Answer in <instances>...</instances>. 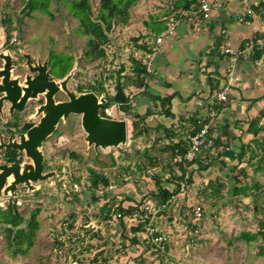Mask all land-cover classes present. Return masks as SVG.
<instances>
[{"label":"rangeland","instance_id":"obj_1","mask_svg":"<svg viewBox=\"0 0 264 264\" xmlns=\"http://www.w3.org/2000/svg\"><path fill=\"white\" fill-rule=\"evenodd\" d=\"M23 1L0 0V53L11 54L14 66L12 78L18 77L20 82H24L30 73L28 59L44 63L49 62L50 51L69 54L74 56V64L71 69L73 74L67 82L68 89L79 95L84 91H80L78 86H83L86 92H94L101 100L110 95L114 97L117 71L123 66L121 81L125 85L124 93L131 99L132 113L123 111L128 115L125 118L129 119L128 140L118 146L91 144L82 127V115L70 114L60 120L54 133L40 147L46 166L43 174L52 172V175L41 181L31 180L30 184H18L14 191L8 190L13 180V176L8 175L0 193V264H68L71 256L78 257L82 264H264L263 236L259 234L253 240L242 236L243 233L258 232V221L264 219V206L260 211H254L253 206L258 204L259 197L261 204L264 203V189L261 188L262 194H259L256 192L258 189L250 188L248 195L242 193L230 198L224 188H219L217 192L205 193L203 198L193 195L191 185L187 196L180 195L177 202L160 211L157 209L159 200L151 194L157 189L151 177L157 174L165 181L166 173L170 171L171 152L161 148L177 137L172 135L158 140L165 133L162 128L160 131L150 128L148 132L134 134L133 125L137 117L134 113L139 109L136 98L143 91L132 84L136 77L132 58L146 65L151 57L147 51L158 44V34L152 29L160 28L166 19L169 24L168 27L163 26L164 30L174 27L175 32L177 25L190 24L182 10L173 8L179 0H137L122 8L120 14L111 18V29L106 30L109 42L102 46L104 55L96 51L91 33L81 27L65 0H49L45 3L46 10L35 9L29 13L24 11ZM89 3L92 16L96 18L103 0H89ZM7 12L11 16L7 22V26L12 27L10 39L3 22ZM89 51L93 53L88 54ZM4 63L5 60L0 57V69L4 68ZM54 79L59 82L64 80ZM99 82L103 84L102 92L98 91ZM2 95L3 92L0 97ZM69 98L62 88L55 95L56 102ZM42 101L45 102L43 94L31 98L26 108L17 113L20 126L27 122L35 125L40 121L44 115L43 111L38 113ZM107 106L117 110L119 115L122 112L117 101H109ZM157 106L161 111L163 104L157 103ZM9 107L8 101H4L0 111V125L4 128L0 132V165L7 164L5 143L9 142L11 134L7 132L5 123L14 120L8 115ZM105 107L99 111L102 116L106 114ZM212 111L213 107L203 119L205 122L210 121ZM166 119L163 122L169 126L172 119ZM146 121L156 122H151L150 118ZM20 133H15L13 139L18 141ZM216 133L213 129L212 136ZM21 153L20 163L26 170V166L33 161L25 152ZM156 155L158 159L155 163L146 157ZM138 162L146 166L143 171L137 170ZM171 165L177 169L176 165ZM92 171L108 177L110 185L104 195L100 189L89 188ZM131 171L134 173L131 174ZM203 181L206 180L197 179L196 184ZM164 186L173 190L175 183H164ZM72 188L82 192L78 200L64 194ZM94 195L98 199H93ZM224 200L227 205L221 208ZM104 202L111 208L121 204L134 210L130 216L121 217L115 211L105 218L106 212L101 211ZM212 203L217 204L214 210L209 209ZM13 204L25 219L35 214L37 229L31 245L23 240L21 248L25 251H18L14 240L15 228L9 231L11 226L3 221V212ZM196 205L202 208L199 219H195L193 212ZM220 212L225 213L226 218L242 216L243 225L232 227ZM147 218L149 221L144 226L145 230L132 233L131 227ZM68 222H74L71 229H66ZM134 235L140 237L138 243L129 240ZM160 235V240L154 239Z\"/></svg>","mask_w":264,"mask_h":264},{"label":"crops","instance_id":"obj_2","mask_svg":"<svg viewBox=\"0 0 264 264\" xmlns=\"http://www.w3.org/2000/svg\"><path fill=\"white\" fill-rule=\"evenodd\" d=\"M262 1L218 0V7L198 29L188 23L177 25L175 32L163 37L162 43L155 45L158 49L154 54L152 48L146 50L153 54V72L147 78L146 90L142 88L144 92L136 100L139 114L156 109V114L148 117L151 122H156L146 121L148 124L155 127L162 125L163 131L171 127L174 132L181 131L185 135L191 129V117L201 121L210 114L212 107L214 109L215 123L206 148L196 155L194 162L184 165L185 176L189 175L193 180V195L197 194L198 197L201 195L204 198L205 193L216 190L219 182L223 185L220 188H224L230 198L235 196L234 191L240 186H244L247 192L250 188L258 189L256 192L259 194H262L260 189H264V116L259 120L258 128L261 130L256 135L254 132L257 127L250 129L249 124L260 113L264 115V55L255 59L253 56L260 48L248 47L246 44L251 38L259 36L261 23L256 21L253 25H246L238 19L248 8H262L254 7ZM167 21L166 24H169ZM226 48L242 50L234 64L231 55L226 54ZM230 74L233 76L232 90L227 94L226 101H220L217 95L230 79ZM157 95L174 96L171 101L173 116H164L159 113L158 106L154 107L151 97ZM157 103L161 105L159 101ZM160 108L164 110V106ZM166 118L172 119L169 126L163 122ZM213 129L217 132L215 136H212ZM180 138L177 137L174 142ZM177 171L181 173V170ZM197 179L206 181L196 184ZM206 187L208 190H205ZM247 192L241 194L248 195ZM257 201L258 204L253 206L254 211H260L264 206L261 197ZM213 204L209 206L210 210L217 208V204ZM224 205H227L225 200L221 208ZM223 212H220L221 217L231 222L232 227L243 225L242 216L226 218ZM263 220L258 221V231L263 227Z\"/></svg>","mask_w":264,"mask_h":264},{"label":"trees","instance_id":"obj_3","mask_svg":"<svg viewBox=\"0 0 264 264\" xmlns=\"http://www.w3.org/2000/svg\"><path fill=\"white\" fill-rule=\"evenodd\" d=\"M66 4L70 10V12H72L74 14L75 17L78 18L81 27L84 28L85 31L90 32L93 40H92V44L96 47V51L100 54V55H104V50L102 49V46L104 44H106L107 42H109V37L108 34L106 32V30H110L111 29V18L115 15H118L122 12V8L127 7L130 3L132 2H136L137 0H103V5L100 9L99 14L96 16V18H93L92 16V10H91V6L89 3V0H65ZM201 0H179L174 4V10H183V11H187L190 10L193 7H197L200 4ZM49 2V0H24L23 3H25V7H24V11L29 13L35 9H42V10H46L45 8V3L47 4ZM120 5H122V7H120ZM254 6V5H253ZM262 7L264 9V0L262 2H260V4L258 6H254V7ZM259 9V8H258ZM108 12V13H106ZM5 18L3 19V22L5 23V28L8 31V39L11 38V29L12 27L7 26V22L11 20V16L10 13H6L5 14ZM162 26L160 28H154L152 29L154 31V33L157 35L159 33L162 32L163 26H167L168 24H166V21L162 22ZM167 29V28H166ZM141 48H147L145 45H140ZM148 50V49H147ZM151 50V49H150ZM152 52V51H151ZM92 51H89L88 54H92ZM262 55H264V48H260L256 51V53L254 54V58L255 59H260L262 57ZM49 63H50V67L51 68V72L55 77H59V78H63L65 75L68 74V72H70V70L73 68V64H74V56L69 55V54H64V53H57L54 51H50L49 52ZM134 67L133 69L135 70L136 73V77H134V81H133V85L137 88H144V91L146 90V86L148 84L147 82V78L151 75L148 73L147 71V66L145 64H143V62L141 60H138L136 58H132ZM124 71V67L122 66L118 71H117V79H116V83L120 82L122 85V88L124 89L125 85H123V82L121 81V73ZM212 79V78H211ZM98 91L102 92L104 90L103 88V84L102 82L98 83ZM86 88V87H85ZM78 89L80 91H82L84 89L83 86H78ZM143 91V92H144ZM174 96L173 95H166V96H161V95H157V96H153L151 97L154 101V107H157V101H159L161 104H163L164 106V110L159 111V113L161 112L162 114H165L166 116L170 117L173 116L172 111H171V101L172 98ZM111 98V99H110ZM115 101L113 95H110L107 97L106 99V107H108V103L109 101ZM131 99L129 98V96L126 99L125 103H119L120 104V108L122 110V112L127 111V112H131ZM43 103V101H42ZM105 107V108H106ZM156 109H149L147 110L145 113L143 114H139L137 113L138 111H136L134 114H137V117L135 118L134 121V129L136 131H134L135 135H138L139 133H142L144 131L148 132L150 128H155L157 131H160V126L162 125H157L152 126L151 124H148L146 122V119L150 116V115H154L156 114ZM18 111H16L14 113L13 119L14 120H8L5 123V127L7 132L9 133H25L30 127H32L34 124L33 123H23L22 126H20L19 120L20 117L17 114ZM132 113V112H131ZM139 114V115H138ZM263 114H259L258 117L253 118L250 121V129L252 128L254 130V127H257V130L254 132L255 135L261 130V128H258L259 125V120L263 117ZM191 129L189 131V133L183 135L181 134V131H177L174 132L171 127H166L164 128V135H162L161 137H158V140L163 139L165 137H172L176 136V137H181L176 143L175 142H171L170 144H167L165 147H162L161 150L162 151H170L171 152V160L170 163H168L169 165V169L170 171H168L167 176H166V180H163V177L159 175H153L151 177V180L153 181V184L157 186L156 192L151 193L152 195H154V197H157V199L159 201H163L166 202L169 199H171L172 195H175L179 192L180 189V185H181V181L182 180H186L188 182V184L192 185L193 180L189 177L186 178V169L184 167V165L186 163H191L188 161H184L181 162L179 165H177V170H181V173H178V171L174 168V166L171 165L174 164L173 163V158L177 155V154H181V155H185L186 152L188 151L189 148V142H190V138L195 135L200 129H201V123H199V119L197 117H191ZM213 128V127H212ZM4 128L3 126L0 125V132L3 131ZM183 135L184 137L180 136ZM186 135H188L186 137ZM207 141V140H206ZM5 159L7 161V164L12 163V162H22V153L19 152L18 150L15 149H9L8 151H6L4 153ZM152 163H155L158 159L157 155L156 156H146ZM195 159L192 161L194 162ZM175 165V164H174ZM46 166H44L45 168ZM146 168V166L140 162L137 163V170L138 171H143ZM134 173V171H131V174ZM237 178V177H236ZM175 183V188L173 190H169L168 188H166L164 186V183L169 184V183ZM100 183H102L103 185L100 186ZM110 185L109 179L106 176H101L98 175L96 173H94L92 171V177H91V184L89 185V188L91 189H100L102 191V194L104 195L106 192V188ZM223 186L222 183H218L217 184V188H215L217 191L218 189ZM239 189H237V191H234L235 195L241 194V193H246L247 189L244 186H240L238 187ZM216 190H214L213 192H215ZM64 191V190H63ZM66 196H73L75 197V199L78 200L79 196H82V192H76L75 190H73V188L70 191H64ZM93 199H98V196L94 195ZM134 208L133 207H123V205L119 204L116 208L115 207H110L109 204L107 202H104L102 204L101 207V211H105V218H108L111 216V214H113L115 211L118 212V215L123 217V216H130L133 213ZM3 221L7 224H9L11 227H8L9 231H12L13 228H15V236H14V240L15 243L17 245V249L18 251H25L24 248H21L22 246V242L23 240H27L26 243H28V245L32 244V240H33V236L35 233V230L37 229V222L35 219V214H33L29 219H25V216L21 215L17 209H15L14 204L13 205H9L8 209L6 211L3 212ZM149 221V218H147V220H144L143 222H140L137 226L135 227H131L132 233H139V232H143L144 226L145 224H147ZM263 222V227L259 229V231L257 233H243L242 236L245 237V239L248 240H253L255 238H257V236L259 234H261L263 236L264 239V220ZM24 223H26V225H23ZM74 226V222H68L66 225V229H71ZM140 237L137 235H134L133 237H130V241L134 242V243H138Z\"/></svg>","mask_w":264,"mask_h":264},{"label":"water","instance_id":"obj_4","mask_svg":"<svg viewBox=\"0 0 264 264\" xmlns=\"http://www.w3.org/2000/svg\"><path fill=\"white\" fill-rule=\"evenodd\" d=\"M0 57L5 60L4 68L0 69V111L4 101L10 104L9 113L13 117L16 111H23L31 98H36L40 94L44 95L45 102L38 108V113L44 112L40 121L30 127L25 133H20L19 140H14V134H10L8 143H5V152L15 149L25 152L32 158L33 164L27 165L26 170L22 169L21 163L12 162L0 165V193L2 186L6 183L8 175L13 176L8 190L14 191L18 184H30V181H41L52 175V172L43 174L44 156L40 147L42 143L54 133L60 120L70 114L82 115V127L87 133V140L92 144L102 146H118L128 140V118H109L100 114V109L106 105V99L99 100L94 92H85L76 95L67 87V82L73 74L71 70L63 78L62 82L56 81L51 72L49 62L37 63L28 59L29 74L24 82H20L18 77L12 78V57L11 54L2 52ZM27 57V55H26ZM69 94L66 101L55 100V95L61 90ZM114 99L119 103H125L127 95L124 93L122 85L117 82L114 86ZM8 190L6 192H8Z\"/></svg>","mask_w":264,"mask_h":264},{"label":"built area","instance_id":"obj_5","mask_svg":"<svg viewBox=\"0 0 264 264\" xmlns=\"http://www.w3.org/2000/svg\"><path fill=\"white\" fill-rule=\"evenodd\" d=\"M245 1V0H243ZM219 2L218 0H201L200 4L197 7H193L190 10L183 11L182 13L186 14V18H188L189 22L195 29H198V27L207 19L210 18L211 12L218 7ZM183 15V14H182ZM238 19L242 22H244L246 25H253L256 21H259L261 23V28L259 30L260 34L256 39L251 38L249 41L246 42L248 47H255V48H264V9H254V8H248L244 14H241ZM174 31V27L170 29H167V32L163 35H159L156 38V42H158L157 45L162 43V39L165 36L170 35ZM158 48L155 47L153 50V54L156 52ZM226 54H230L232 58V64H234L237 60V58L242 54L241 49L232 50L229 48L225 49ZM150 57V60L146 62L147 71L149 74L153 72L152 67V55ZM234 68V66L232 65ZM230 74V79L226 81L225 87L218 93L219 100H227V94L231 92L232 90V80L233 76ZM235 80H237V77H235ZM84 93L86 92V88H84ZM105 117L109 118H125L126 115H119L116 110H113L112 108L106 107L105 109ZM212 116H215V112H211V118L209 122H205L204 120L199 121V123L202 124L201 129L190 138L189 142V148L185 155L177 154L173 158V163L177 166L181 162H191L195 159L196 155L202 151L204 148H206V140L210 134V131L213 127V120ZM188 178V176H186ZM180 189L179 192L175 195H172L171 199H169L166 202L159 201L157 204L158 211L162 210V208H168L169 205H172L173 203L177 202L176 200L180 195H188L190 191L191 185L188 184L186 180H183L180 182ZM79 190V189H77ZM172 202V203H171ZM193 212L195 214V219H199L202 216V208L200 205H196L193 207ZM162 237L156 236L154 239L160 240ZM78 258V257H77ZM76 257L71 256V259L69 260L68 264H82Z\"/></svg>","mask_w":264,"mask_h":264},{"label":"clouds","instance_id":"obj_6","mask_svg":"<svg viewBox=\"0 0 264 264\" xmlns=\"http://www.w3.org/2000/svg\"><path fill=\"white\" fill-rule=\"evenodd\" d=\"M55 77V76H54ZM56 78H59V77H56ZM124 114V113H123ZM124 115H126V117H128V115L127 114H124ZM105 117V116H104Z\"/></svg>","mask_w":264,"mask_h":264}]
</instances>
